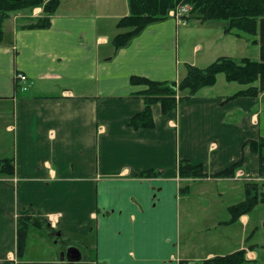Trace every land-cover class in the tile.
Listing matches in <instances>:
<instances>
[{"label":"crops","instance_id":"obj_1","mask_svg":"<svg viewBox=\"0 0 264 264\" xmlns=\"http://www.w3.org/2000/svg\"><path fill=\"white\" fill-rule=\"evenodd\" d=\"M128 13L127 0H60L48 29L24 28L43 16L41 8L3 22L0 161L10 160L12 173H0V264H202L238 250L245 251L243 264H264V237L257 239L264 211L259 223L251 211L222 225L227 208L244 199V181H259L258 157L244 144L264 139V92L223 105L235 92L216 88L218 75L213 87L165 117L153 105L152 129L127 127L144 108L136 95L144 87L131 85L132 76L176 83L185 65L236 59L235 41L243 38L212 23L191 25L182 41L207 31L187 53L178 33L188 23L170 17L113 53L116 22ZM17 74L27 77V91ZM179 160L202 165L207 176L240 160L242 166L232 178L185 180L178 178ZM148 170L159 175L136 177ZM21 216L41 218L44 228H30L19 253ZM235 229L242 238L250 231L249 239L223 253ZM88 237L86 256L81 241Z\"/></svg>","mask_w":264,"mask_h":264},{"label":"trees","instance_id":"obj_2","mask_svg":"<svg viewBox=\"0 0 264 264\" xmlns=\"http://www.w3.org/2000/svg\"><path fill=\"white\" fill-rule=\"evenodd\" d=\"M60 0H0V41L2 38V25L9 14L41 8L43 16L25 29H48L50 18L55 14ZM129 13L120 18L115 25L119 31L110 40L113 53L126 47L148 25L170 19L169 12L186 8V13L179 16L180 22L195 21L199 25L223 23L222 33L237 38H245L251 46L258 48V60L248 58L233 59L220 57L204 68L185 65V75L178 82H156L143 77L132 76L130 84L143 86L144 90L136 94L144 102L141 112L130 118L127 127L134 130H149L154 127L151 107L159 104L161 115L167 116L180 105L194 99L198 92L213 87L217 76L222 75L226 83H236L243 87L224 98L223 105L239 98H257L264 92V0H127ZM251 153L258 157L259 181H244V199L227 208L229 219L222 225H230L239 217L249 214L258 205L264 204V139L247 141ZM0 173L11 175L10 160L0 161ZM242 166V161L229 166L225 170L207 176L202 165H193L188 161L179 160L177 173L179 179L202 180L206 178L227 179L234 177L236 171ZM159 174L148 170L136 175L137 178H152ZM188 192L187 187L180 188L179 194ZM41 218L21 216L17 219V251L20 253L24 247L30 228L43 229ZM248 238L246 239L248 241ZM256 246H249L253 250ZM245 251L205 260L202 264H243Z\"/></svg>","mask_w":264,"mask_h":264},{"label":"rangeland","instance_id":"obj_3","mask_svg":"<svg viewBox=\"0 0 264 264\" xmlns=\"http://www.w3.org/2000/svg\"><path fill=\"white\" fill-rule=\"evenodd\" d=\"M119 1V0H117ZM120 6H121V3H120ZM184 24L183 22L180 23L179 25H182ZM213 25L211 26H222L223 23H212ZM197 26V23L195 21H190L188 24H184V26L182 25L179 29V33H178V43H179V48L186 50L187 53H192V47L194 45V43H198L200 45H202L203 42V33L207 31L206 28H200L199 31H196L195 33L193 32V34L191 35L190 39L188 42H185V41H182V32L183 30H186L185 28L188 27V26ZM230 40H233V39H230ZM236 44L238 45L236 47V49L234 50V57H236V59H238L239 57H247V58H250L252 61H257L258 58L257 55H258V48L257 47H254V46H251L249 43H246L245 42V38L243 40H240V41H235ZM181 68L183 69V66L181 65ZM219 81L216 85V88H221L223 86H229V89L228 91H231L232 92H236L237 90L239 89H242L243 87H240L238 84L236 83H231L230 85H228L225 81H224V78L222 75H219L218 77ZM263 211H264V207L262 206H259L258 208H256L255 210H253V212L251 213V218L253 219V221H259L262 219V215H263ZM221 217H227V214L226 212L224 213H220L219 215V218L222 219ZM260 224H258V228L260 227L259 226ZM32 232L33 234H40L38 231L32 229ZM250 234V231L247 232V234L245 235V237H241V233H240V230L239 229H235L234 232H232L231 234V240H230V243L229 245L225 246V247H222L220 248V250L223 252V253H228L230 251H232V249H237L239 247V245H241L240 243L242 242V240H245L248 238ZM257 237V235H256ZM264 237V228L262 229H259V234H258V237L257 239H260ZM81 247L83 249V254L84 255H90V252L87 248H91V239L90 237L88 238H82V241H81ZM85 247H87L85 249ZM237 247V248H236Z\"/></svg>","mask_w":264,"mask_h":264},{"label":"built area","instance_id":"obj_4","mask_svg":"<svg viewBox=\"0 0 264 264\" xmlns=\"http://www.w3.org/2000/svg\"><path fill=\"white\" fill-rule=\"evenodd\" d=\"M187 9L186 8H180V9H177L176 11H171L169 12V16L174 18L178 24L182 23L180 22V20L178 19L180 15L186 13ZM15 80L16 82L19 84V89L21 92H25L27 91V88H28V79L25 75L23 74H17L15 76Z\"/></svg>","mask_w":264,"mask_h":264},{"label":"water","instance_id":"obj_5","mask_svg":"<svg viewBox=\"0 0 264 264\" xmlns=\"http://www.w3.org/2000/svg\"><path fill=\"white\" fill-rule=\"evenodd\" d=\"M72 252H73V250H72ZM77 252V251H76ZM62 256H61V259L63 258V253L61 254ZM76 259H80V257H79V255L77 256V258ZM67 260H69V259H67Z\"/></svg>","mask_w":264,"mask_h":264}]
</instances>
